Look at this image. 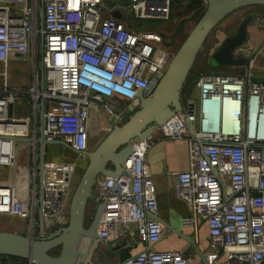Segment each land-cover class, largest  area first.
I'll use <instances>...</instances> for the list:
<instances>
[{"label":"built area","instance_id":"obj_1","mask_svg":"<svg viewBox=\"0 0 264 264\" xmlns=\"http://www.w3.org/2000/svg\"><path fill=\"white\" fill-rule=\"evenodd\" d=\"M117 1L106 7L105 0H0V168L14 172L13 182L0 180V217H7L2 223L16 217L36 231L39 200L45 226V219L69 209L76 161L46 160L39 194L42 100L45 141L64 142L85 159L92 109L99 106L119 122L125 112L137 109L138 92L149 95L165 74L177 48L166 45L164 34L146 22L170 19L174 0ZM113 11L121 17L112 16ZM247 50L241 47L237 53L249 57ZM28 55L34 60L33 85H11L10 61ZM253 76L251 68L245 74H201L183 99V110L157 130L164 138L188 143L189 165L174 173L175 190L191 210L182 225L197 231L200 219L207 222L211 247L218 248L206 254L207 264H217L220 254L227 264H264V82ZM23 97L32 111L18 117L11 109ZM15 137L33 138L30 169L20 176L18 148L25 143ZM150 139L132 140L121 172L98 179L94 205L105 202L100 238L113 243L122 233L136 232L146 243L123 264H194L181 249H153L164 227L156 218V185L146 160Z\"/></svg>","mask_w":264,"mask_h":264},{"label":"water","instance_id":"obj_2","mask_svg":"<svg viewBox=\"0 0 264 264\" xmlns=\"http://www.w3.org/2000/svg\"><path fill=\"white\" fill-rule=\"evenodd\" d=\"M264 7V0H209L207 6L198 8L191 19L197 21L183 43L176 50L167 70L154 90L147 96L142 91L137 94V109L125 112L123 120L117 121L115 116L109 119L111 127L100 143L88 153L87 165L73 191L67 222L55 230L46 233L44 215L39 200V232L34 229L26 231V220L10 217L8 225L13 229H0V255L25 258L30 264H99L105 259V252L111 242L105 243L99 235L98 227L105 202L94 205L92 218L86 222L90 202L96 201L95 187L103 176H117L132 152V140H146L157 132L159 126L165 124L177 111L183 110L182 91L192 72L205 43L213 30L229 16L248 7ZM112 16L120 18L117 11ZM39 27H44V2L39 9ZM184 19L181 24L184 23ZM252 21H260L264 25V17L255 13L245 15L234 34L226 36L220 45L211 53L209 64L214 67L243 66V74L249 73L251 58L240 55L237 50L248 43V25ZM43 46V38L41 47ZM260 50V49H259ZM21 56V53H17ZM43 75L44 67L40 65ZM241 73V74H242ZM254 81H263L264 76H253ZM41 88L44 78H41ZM39 127L37 142L39 144L40 161L38 170L39 194L43 196V165L46 161V145L61 141L47 142L43 136L44 101L40 102ZM32 137H15L17 143H30ZM64 143V142H63ZM66 144V143H64ZM163 223V220L156 216ZM17 220L20 226H17ZM190 240V239H189ZM58 249V253L55 250ZM101 264V263H100Z\"/></svg>","mask_w":264,"mask_h":264},{"label":"crops","instance_id":"obj_3","mask_svg":"<svg viewBox=\"0 0 264 264\" xmlns=\"http://www.w3.org/2000/svg\"><path fill=\"white\" fill-rule=\"evenodd\" d=\"M121 3L125 4L127 3V1L124 0L121 1ZM117 4V0H111L110 4H108L107 0H105L106 7H113ZM200 7L201 6H198V2L196 0H174L172 4L170 19L166 21H155L157 22V25L161 26L160 31L162 32V34H164L166 43H169L171 46L177 49L179 48V46L183 43V41L193 28V22L197 19H191V15H193L194 12ZM261 8L264 7H260L258 9ZM247 14V9L242 10V15L238 16L235 19L234 24H230V27L228 24L226 27L217 30L215 35L216 47L220 45L221 41L226 36L234 34L236 32L241 20ZM184 19H186V21L181 24ZM142 24L145 23L143 22ZM146 24H148V22H146ZM220 24L218 26H220ZM248 26L250 28L251 34L249 31L248 43L246 47L248 49L247 52L249 51V57L252 61L251 70L252 72H254L255 76H264V63L263 66L258 64L260 56H263L264 60V25H262L260 21H255L251 22ZM29 57L30 55L26 56V59H29ZM209 57L207 61L208 63ZM221 68H225L227 72L231 73V69L238 68V66H223ZM119 103L121 105L126 104V102L122 100H119ZM11 110L16 116L22 117L27 115V113H29L31 109H29L27 105H24L21 99L20 102ZM110 118L111 117L108 116L101 109V107L98 106L97 108L92 109L89 122V143H92L91 139L94 133H99L96 136H99L101 133H108V130H110L111 128L109 126ZM95 124L100 128H97ZM94 125L97 131L95 130ZM103 138H101L98 143H100ZM150 140L153 141V144L146 155V160L151 168L152 178L156 185V195L158 201L157 216L163 220L162 225L164 227L163 238L158 243L153 245V249H181L185 251L186 255L193 259L194 264H207V261L205 259L206 254L212 250H218V248L211 247L207 222L205 219H200L197 231L193 228L184 227L182 225L181 219L182 217L191 214V210L188 207L187 203L183 199L178 197L175 190L176 176L174 173L177 171L186 170L189 165L188 143L184 140L164 138L158 132H155ZM20 149L21 148H18L17 169L22 167L30 169L31 162L28 164L27 161L23 160L22 156L20 157ZM46 160L76 161L78 171L76 174L79 175V179L81 175V169L78 170V167L82 168L85 165L84 163L86 162V160H88V157L85 159L78 158V154L75 150H73L67 144L59 142L49 143L46 145ZM90 205L92 207L94 206L93 201L90 202ZM68 213L69 209L65 214L62 213V215L59 214L50 216L49 220H51V222L46 223V228H48V230H54L62 226L60 225V223H66V221L68 220ZM7 227V222L0 224V229H7ZM145 247L146 243L140 241L136 232L124 234L122 233L120 237L115 242H113L111 246L108 247V250H111V253H109L108 251L105 252V259L99 261V264H123L124 260L127 258V255L128 257L136 255ZM3 263L4 261L0 259V264ZM217 264H227L225 255L220 254Z\"/></svg>","mask_w":264,"mask_h":264},{"label":"rangeland","instance_id":"obj_4","mask_svg":"<svg viewBox=\"0 0 264 264\" xmlns=\"http://www.w3.org/2000/svg\"><path fill=\"white\" fill-rule=\"evenodd\" d=\"M111 0H107V3L110 4ZM253 12L257 15H259V17H264V8L258 9V8H253ZM249 11V10H247ZM251 12V10H250ZM242 15V11H237L234 14H232L231 16H229V18H227L225 21H223L220 26H218V28L212 32V34L210 35V37L208 38L207 42H206V48L205 50H203V52L199 55L194 69L196 72L199 71L200 69H204V68H208V57L209 55L213 52V50L216 47V39H215V35L217 30H220L224 27H226L229 24H234L235 19ZM159 21V20H156ZM197 19L193 22V26L195 25ZM148 24L147 25H151V26H156V28L158 27V30H161V26L157 25V22L155 21H147ZM255 22V21H252ZM160 24V23H159ZM250 31V28L248 26V32ZM251 34V31H250ZM215 41V43H214ZM166 45H169V43H165ZM255 50V49H254ZM212 51V52H211ZM37 66L38 69L40 70V61H39V53L37 55ZM264 60H263V56H260L259 58V65L263 66ZM235 67V66H233ZM237 68H232L231 72H235ZM214 72H220V73H230L227 72V70H225V68H216L213 70ZM245 68L243 66H240V73L244 72ZM40 72V71H39ZM33 74H34V60L32 58L31 60V56L29 57V59L23 60V59H13L12 61H10V66H9V82L11 85L13 86H21L24 88H29L33 85ZM243 74V73H242ZM1 81V78H0ZM22 102L24 105H26V97L21 98ZM96 125V124H95ZM94 125V127H95ZM97 126V125H96ZM99 126H97L98 128ZM100 128V127H99ZM96 130V127H95ZM97 131V130H96ZM106 131V130H105ZM109 131V130H108ZM95 132V131H94ZM93 132V133H94ZM99 134V133H97ZM97 134H93L92 137V143H89V150L92 151L96 146L97 143L100 141L101 138H103V136H105L107 133H101L99 136H96ZM33 153V147L30 143H25L24 145H22L21 149L19 150V155L20 157L22 156L23 160L27 161L28 164L32 161V155ZM20 164V163H19ZM26 166V165H25ZM29 166V165H28ZM26 171H29L28 169H26V167H22V168H18L17 169V176H20V174H25ZM78 174L75 175L74 178V184H77L78 182ZM0 180H5L9 183L13 182L14 180V172L12 168H0ZM30 181L33 183V175H31ZM73 192V189H71L70 191V195ZM5 219H7V217H4ZM4 218L0 217V224H2L4 220ZM68 218V217H67ZM66 218V219H67ZM91 220V219H90ZM46 223H50L51 220L49 219H45ZM67 222V221H66ZM65 223H60V225H64ZM26 231L28 233L29 231V227L28 225H26ZM58 250V249H57Z\"/></svg>","mask_w":264,"mask_h":264},{"label":"trees","instance_id":"obj_5","mask_svg":"<svg viewBox=\"0 0 264 264\" xmlns=\"http://www.w3.org/2000/svg\"><path fill=\"white\" fill-rule=\"evenodd\" d=\"M197 2H198V6L200 5L201 7L203 6L202 5V0H196ZM257 6H254V7H248V8H245V9H243V10H249L248 11V14H251V13H254L253 11V8H256ZM261 6H259V7H257V8H260ZM250 10H251V12H250ZM247 14V15H248ZM217 29V27L213 30V31H215ZM212 34V33H211ZM216 41V40H215ZM215 41H214V43H215ZM205 48H206V43H205V46H204V48H203V50H205ZM217 47H215V49H216ZM214 49V50H215ZM203 50L201 51V53L203 52ZM213 50V51H214ZM212 52V51H211ZM200 53V54H201ZM211 55V54H210ZM209 55V56H210ZM208 68H204V69H200L199 71H195V70H192V72L190 73V75H189V77H188V79H187V81H186V83H185V85H184V88H183V91H182V99H184L187 95H189L192 91H193V88H194V86H195V82H196V80H197V78L201 75V74H203V73H214V69H216V68H214V67H212L209 63H208ZM223 67V66H222ZM218 68H220V67H218ZM194 69V68H193ZM239 66H238V68L236 69V71L235 72H231V73H239ZM135 111V110H134ZM87 162H88V160H86V162L84 163L85 165L82 167V168H79L78 167V170H80L81 169V174H82V172L84 171V169H85V167H86V165H87ZM78 172V171H77ZM55 253H58V250L56 249L55 250ZM127 257H128V255H127ZM0 259H2V261H4V263L3 264H29V261L27 260V259H25V258H20V257H14V256H1L0 255Z\"/></svg>","mask_w":264,"mask_h":264},{"label":"flooded vegetation","instance_id":"obj_6","mask_svg":"<svg viewBox=\"0 0 264 264\" xmlns=\"http://www.w3.org/2000/svg\"><path fill=\"white\" fill-rule=\"evenodd\" d=\"M39 161H40V159H39ZM93 209H94V206L92 207L91 205H90V207H89V209H88V214H87V217H86V222H89L90 221V219L92 218V214H93ZM59 228V227H58ZM57 229V228H56ZM46 230V233H49L51 230H48V228H46L45 229ZM55 230V229H54ZM38 232H39V229L37 228L36 229V234H38Z\"/></svg>","mask_w":264,"mask_h":264}]
</instances>
